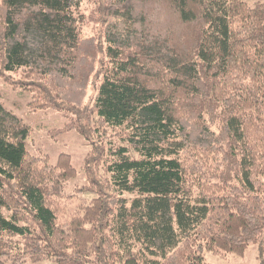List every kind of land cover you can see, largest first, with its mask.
<instances>
[{
	"label": "trees",
	"instance_id": "16d2710c",
	"mask_svg": "<svg viewBox=\"0 0 264 264\" xmlns=\"http://www.w3.org/2000/svg\"><path fill=\"white\" fill-rule=\"evenodd\" d=\"M149 4L172 27L160 15L154 29ZM88 23L105 24L104 48L83 37ZM0 74L20 75L33 110L74 114L90 145L89 197L60 220L51 200L77 176L71 157L51 166L30 154L28 126L0 103V264H206L204 251L242 256L257 243L264 253V3L0 0Z\"/></svg>",
	"mask_w": 264,
	"mask_h": 264
},
{
	"label": "rangeland",
	"instance_id": "374dc122",
	"mask_svg": "<svg viewBox=\"0 0 264 264\" xmlns=\"http://www.w3.org/2000/svg\"><path fill=\"white\" fill-rule=\"evenodd\" d=\"M264 3V0H258ZM155 8L149 4L145 9L147 14L151 16L150 22L156 24L154 29L160 31L164 27L163 17L165 19L170 16V20H166L169 23V27H172V21H174L172 14L170 15L167 9H163V5H156ZM90 8L87 4L82 5V10L86 11ZM161 9H163L161 11ZM162 15V16H160ZM105 24H93L88 23L83 28L84 38H94L95 42L104 48L105 43L102 39V33H104ZM186 29L182 27L177 33L183 37ZM97 64H100L101 58H98ZM96 66L98 69L99 66ZM20 74V73H19ZM9 77L8 74H0V103L5 109L11 111L16 117H18L29 128V135L26 141L27 151L39 156L44 161L55 166L57 158L60 154H67L71 157V162L74 169L77 172V176L74 179L67 181L63 185L62 194L60 197L52 198V204L57 207L60 220L64 219V211H78L84 206L81 202L82 199L88 198V194L80 192L81 188L87 185V180L84 171V163L86 157L90 153L89 142L84 139L83 136L78 134L74 129H71V125H75L77 117L74 114H67L66 112L56 110H42L37 111L29 107L32 99V95L28 93L26 83L23 85L18 79L20 75ZM94 75L90 79V83L85 91V96L82 100L83 108H90L96 95L97 85L99 79ZM70 126V129H69ZM102 136L108 138L112 142L118 140V138L112 136V133ZM76 195L77 200L70 203V205H61V198L67 195ZM63 196V197H62ZM203 259L206 264H262L264 261V253L261 250V244H252L248 247L242 256L237 255H215L210 252H203ZM32 264V263H27ZM34 264H54L53 261L44 260Z\"/></svg>",
	"mask_w": 264,
	"mask_h": 264
}]
</instances>
